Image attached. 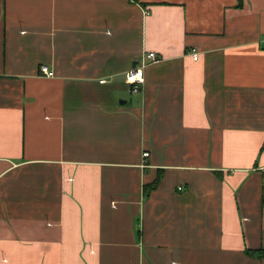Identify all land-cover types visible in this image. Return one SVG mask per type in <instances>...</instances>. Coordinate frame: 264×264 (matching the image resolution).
I'll return each mask as SVG.
<instances>
[{
    "label": "crops",
    "instance_id": "crops-1",
    "mask_svg": "<svg viewBox=\"0 0 264 264\" xmlns=\"http://www.w3.org/2000/svg\"><path fill=\"white\" fill-rule=\"evenodd\" d=\"M263 189L264 0H0V264H264Z\"/></svg>",
    "mask_w": 264,
    "mask_h": 264
},
{
    "label": "built area",
    "instance_id": "built-area-1",
    "mask_svg": "<svg viewBox=\"0 0 264 264\" xmlns=\"http://www.w3.org/2000/svg\"><path fill=\"white\" fill-rule=\"evenodd\" d=\"M198 54L196 52L192 53V58L196 60ZM158 61V57L155 53L149 52L143 55L141 58V62L139 64L134 65L132 68L125 72V82L130 86L131 93H137L141 90V87L144 83V67L148 63H154ZM41 74L51 77L53 76V72L48 69L46 66H42L40 69ZM148 155L147 152L142 153L143 157Z\"/></svg>",
    "mask_w": 264,
    "mask_h": 264
},
{
    "label": "trees",
    "instance_id": "trees-1",
    "mask_svg": "<svg viewBox=\"0 0 264 264\" xmlns=\"http://www.w3.org/2000/svg\"><path fill=\"white\" fill-rule=\"evenodd\" d=\"M238 1H239V3H240V0H238ZM238 5H239V4H238ZM157 182H158V181H155L152 185H150V187H149L148 189H146V191H148V190L154 188V187L156 186ZM262 203H264V189H263V194H262Z\"/></svg>",
    "mask_w": 264,
    "mask_h": 264
}]
</instances>
